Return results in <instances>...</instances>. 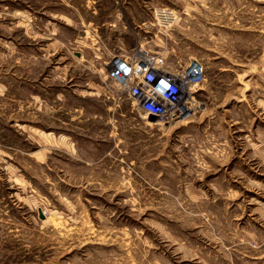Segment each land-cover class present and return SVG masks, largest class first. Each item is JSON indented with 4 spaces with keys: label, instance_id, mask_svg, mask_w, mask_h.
Wrapping results in <instances>:
<instances>
[{
    "label": "rangeland",
    "instance_id": "rangeland-1",
    "mask_svg": "<svg viewBox=\"0 0 264 264\" xmlns=\"http://www.w3.org/2000/svg\"><path fill=\"white\" fill-rule=\"evenodd\" d=\"M138 44L201 62L185 121L106 77ZM0 264H264V0H0Z\"/></svg>",
    "mask_w": 264,
    "mask_h": 264
},
{
    "label": "built area",
    "instance_id": "built-area-1",
    "mask_svg": "<svg viewBox=\"0 0 264 264\" xmlns=\"http://www.w3.org/2000/svg\"><path fill=\"white\" fill-rule=\"evenodd\" d=\"M151 15L153 24L165 31L178 18L174 9L161 6L153 7ZM105 75L140 117L160 127L185 121L200 106L197 93L204 68L194 58L167 64L161 55L138 44L126 53L112 54Z\"/></svg>",
    "mask_w": 264,
    "mask_h": 264
},
{
    "label": "crops",
    "instance_id": "crops-1",
    "mask_svg": "<svg viewBox=\"0 0 264 264\" xmlns=\"http://www.w3.org/2000/svg\"><path fill=\"white\" fill-rule=\"evenodd\" d=\"M152 1H154V0H152ZM161 7H165V6H161ZM40 80H41V78H40ZM40 80H39V83H41V81H40ZM39 83H38V84H39Z\"/></svg>",
    "mask_w": 264,
    "mask_h": 264
},
{
    "label": "water",
    "instance_id": "water-1",
    "mask_svg": "<svg viewBox=\"0 0 264 264\" xmlns=\"http://www.w3.org/2000/svg\"><path fill=\"white\" fill-rule=\"evenodd\" d=\"M38 214H41L39 210H37Z\"/></svg>",
    "mask_w": 264,
    "mask_h": 264
}]
</instances>
